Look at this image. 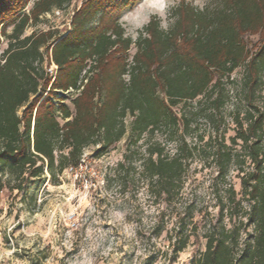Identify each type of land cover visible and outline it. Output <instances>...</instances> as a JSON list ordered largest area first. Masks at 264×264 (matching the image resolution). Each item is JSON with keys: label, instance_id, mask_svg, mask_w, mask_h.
Segmentation results:
<instances>
[{"label": "trees", "instance_id": "16d2710c", "mask_svg": "<svg viewBox=\"0 0 264 264\" xmlns=\"http://www.w3.org/2000/svg\"><path fill=\"white\" fill-rule=\"evenodd\" d=\"M72 1L0 0V38L8 42L0 53V205L5 190L25 198L47 176L60 185L91 146L103 156L127 134L129 118L133 145L151 139L139 158L148 191L170 204L200 156L188 137L203 142L204 121L213 133L200 152L217 180L237 172L241 189L216 190L219 212L205 223V250L188 264H264V0H211L202 9L182 1L171 7L168 28L153 17L136 40L117 13L139 0H82L70 32L26 34ZM135 154L119 168L132 167ZM187 211L170 264L199 230Z\"/></svg>", "mask_w": 264, "mask_h": 264}, {"label": "rangeland", "instance_id": "374dc122", "mask_svg": "<svg viewBox=\"0 0 264 264\" xmlns=\"http://www.w3.org/2000/svg\"><path fill=\"white\" fill-rule=\"evenodd\" d=\"M182 1L202 9L211 0H139L117 14L127 36L136 40L153 17L161 18L168 28L171 7ZM81 3L73 0L64 12L43 16L41 23L26 34L49 28L62 35L70 32L74 10ZM0 42L2 53L8 42L3 37ZM135 51L132 47V56ZM240 75L241 71L235 74ZM236 103L234 97L228 113ZM131 122L127 119V134L103 156H97L99 146L86 149L82 166L73 173L65 172L60 185L52 184L47 176L44 181L33 182L25 198L24 193L5 190L0 205V264H170L171 239L178 231L179 219L188 221V208L195 211L199 230L175 264H188L196 253L205 250V223L218 215L222 188L232 185L236 192L241 189L237 172L229 173L227 183L217 180V167L200 152L207 147L212 125L200 122L203 142L194 134L188 137L189 144H198L200 156L191 162L179 196L168 204L148 191L139 158L151 139L145 136L133 145ZM229 123L228 139L234 135V125ZM174 150L173 144L166 146L167 152ZM129 151L137 153L132 167L126 163L125 168H119Z\"/></svg>", "mask_w": 264, "mask_h": 264}, {"label": "built area", "instance_id": "2783aa9c", "mask_svg": "<svg viewBox=\"0 0 264 264\" xmlns=\"http://www.w3.org/2000/svg\"><path fill=\"white\" fill-rule=\"evenodd\" d=\"M57 13L60 14L61 12L57 11ZM57 13H56V14H57ZM50 70H51V69H50ZM51 72L53 73L54 71L51 70ZM82 164H83V162L81 163V165H80L79 167H81ZM79 167H76V168H68V169L66 170V172L73 173V172H75L76 169H78Z\"/></svg>", "mask_w": 264, "mask_h": 264}, {"label": "clouds", "instance_id": "9594fccd", "mask_svg": "<svg viewBox=\"0 0 264 264\" xmlns=\"http://www.w3.org/2000/svg\"><path fill=\"white\" fill-rule=\"evenodd\" d=\"M161 27H166V25H164L163 23L161 24Z\"/></svg>", "mask_w": 264, "mask_h": 264}]
</instances>
